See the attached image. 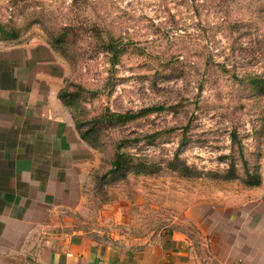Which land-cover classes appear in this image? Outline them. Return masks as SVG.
Masks as SVG:
<instances>
[{
    "label": "rangeland",
    "instance_id": "obj_1",
    "mask_svg": "<svg viewBox=\"0 0 264 264\" xmlns=\"http://www.w3.org/2000/svg\"><path fill=\"white\" fill-rule=\"evenodd\" d=\"M74 1L0 0V23L12 24L18 32L8 45L0 41V48L27 45L32 61L51 66L58 89L70 90L71 82L88 91L73 106L62 105L71 133H76L75 119L104 108L173 107L108 132L106 140L137 135L139 141L129 151L165 160L184 133L179 157L197 169L215 170L226 167L220 156L229 152L228 132L235 128L249 165H257L260 183L246 187L240 179L182 178L161 170L98 186L92 171L106 169L109 149L100 153L80 140L72 153L76 165L64 181L76 207L56 214V222L68 232L86 230L103 239L121 235L127 245L173 229L198 246L199 225L208 230L220 221L224 234L234 231L243 241L255 239L256 250L262 240L264 249V95L243 90L218 66L264 75V12L248 14L247 0ZM50 23L81 27L76 42L80 57L63 56L50 46L45 32ZM91 25L102 39H115L120 51L115 64L103 50L88 56L96 45L86 31ZM153 131L161 134L150 140Z\"/></svg>",
    "mask_w": 264,
    "mask_h": 264
},
{
    "label": "crops",
    "instance_id": "obj_2",
    "mask_svg": "<svg viewBox=\"0 0 264 264\" xmlns=\"http://www.w3.org/2000/svg\"><path fill=\"white\" fill-rule=\"evenodd\" d=\"M26 46L0 48V264H264L262 240L256 250L220 221L199 225L198 246L173 229L130 246L121 235L64 231L56 214L76 207L64 181L80 139L56 97L59 78Z\"/></svg>",
    "mask_w": 264,
    "mask_h": 264
},
{
    "label": "trees",
    "instance_id": "obj_3",
    "mask_svg": "<svg viewBox=\"0 0 264 264\" xmlns=\"http://www.w3.org/2000/svg\"><path fill=\"white\" fill-rule=\"evenodd\" d=\"M13 1L14 3H24V0ZM247 4L246 12L252 16H254L256 11L264 12V0H247ZM21 15L23 16V11ZM47 22L49 23V21ZM7 24L0 23V41L9 43L15 40L18 32L12 24ZM80 28L79 26L74 27L70 23L64 25H53L50 23L45 32L47 33L49 44L53 49L66 57L73 55L80 57L83 51H80L81 49H78L76 45L77 39L80 36ZM86 31H91L92 37L94 36L96 39V45L94 48H91V51H88V56H92L96 49L103 50L109 54L108 62L110 65L115 64L118 61L120 53L114 44L115 39L112 37L102 39L101 36H98L97 28L92 25L88 26ZM214 65H217V63H214ZM218 66L224 72L229 73L228 75L232 81L237 86H242L243 90L251 92L256 97L264 95V75L249 71L237 73L235 69H227L219 64ZM68 85L71 86V89L68 90L67 87L58 89L56 97L62 105L71 107L81 98L83 92H85V95L88 91H83V88L76 83L70 82ZM169 108L173 107L151 105L138 108L134 111L126 110L123 112L110 111L108 108H104L93 113L87 119H75L73 121L74 129L81 141L90 147L98 149L100 153H106L107 149H109L106 169L98 174L92 171L95 185L112 184L125 179L129 175H152L159 173L161 170H169L182 178L205 177L217 181L240 179V182L246 187L259 185L260 175L257 171V165H249L241 139L235 128H231L228 132L229 152L220 156L221 159L225 160L226 167L215 170L197 169L194 165H188L179 157L178 152L186 141L184 133L178 139L177 147L171 158L165 160L155 155L147 156L129 151L130 147L139 141L137 135H133L132 137L128 134L121 135L111 142L106 140L108 132L123 128L126 124L133 123L143 116ZM159 134H161V131H153L147 135V138L152 140Z\"/></svg>",
    "mask_w": 264,
    "mask_h": 264
}]
</instances>
